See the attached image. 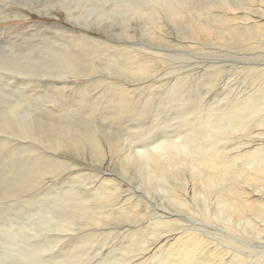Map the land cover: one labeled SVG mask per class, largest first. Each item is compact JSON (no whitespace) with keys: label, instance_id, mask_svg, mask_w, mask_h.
<instances>
[{"label":"rangeland","instance_id":"1","mask_svg":"<svg viewBox=\"0 0 264 264\" xmlns=\"http://www.w3.org/2000/svg\"><path fill=\"white\" fill-rule=\"evenodd\" d=\"M170 7L188 13V24L179 17L171 19L167 12ZM139 9L147 10L150 17H139L134 13ZM216 17L237 19L235 24L249 29L256 27L250 32L255 38L250 39V34L213 35L218 28ZM195 24L211 31L204 35L202 27ZM154 25L156 32L151 30ZM189 28L198 34L186 33ZM61 32L68 38L87 37L107 45L111 51L112 47H129L140 52L133 54L143 61L151 62L154 74L159 76L151 90L141 77L137 84L140 78L132 80L120 75L118 67L106 58L88 63L99 69L91 74L94 81L121 83L133 98L138 97L141 111L148 117L139 121L125 119L121 124L113 123L110 116L91 117L77 124L71 119L63 127L57 126L58 130L48 123L40 124L43 119L39 108L48 105L36 100L32 86L54 82V77L62 75L61 65L49 59L39 68L29 69L27 54L35 52L45 38H61L56 35ZM247 44L257 49L251 51ZM0 58H8L14 67L6 69L8 72L0 68V143L7 142L3 148L0 144V264H135L154 242H160L148 260L142 261L150 264L152 259L159 264L173 255L185 258V250L192 248L183 245L188 243L189 235L194 237V232L203 239L204 252L215 251L197 254L196 259H206L211 264H219L216 259H225L224 264H264V181L261 176L255 183L245 180L247 161L232 165L237 175L245 173L235 187L240 192L234 196L242 198L236 218L221 207V194L229 184H202L192 178L190 167L174 163L164 167V176H157L135 151L152 145L156 137L158 142L182 143L185 131L180 137L178 134L185 120L209 118L213 110L227 106L235 95L264 96V0H0ZM62 76V84L73 80L72 85L81 87L87 82L71 73ZM210 79H214L217 94L212 97L204 93ZM249 106L253 111L262 108ZM263 114L253 112L241 125V131L228 133L221 145L246 150L252 156L264 155V145L252 144L264 141L255 122ZM35 123L41 126L35 127ZM202 128L201 121L196 129ZM38 133L46 137L35 139ZM250 134L254 135L249 137ZM88 136L98 140L104 153L99 155L92 149ZM109 137L116 138L121 152L105 148ZM28 146L37 155L56 154L63 164L38 167L43 172L35 176L27 172L35 178V185L25 191L15 179H21L16 173L22 167L18 160L26 159V153L17 156L14 149ZM260 150L263 151L254 154ZM110 181L113 184L108 186ZM102 184L107 188L106 196L93 197L91 189ZM114 190L123 203L139 205V219L128 213L111 222L100 219L103 209L114 203L108 200L110 194L115 195ZM173 194L187 200V205L175 203ZM84 196L88 201L77 204L75 199ZM167 215H173L167 219L170 226L154 224ZM86 235L92 237L85 238ZM221 251H225L223 256ZM167 262L170 263L168 259Z\"/></svg>","mask_w":264,"mask_h":264},{"label":"bare ground","instance_id":"2","mask_svg":"<svg viewBox=\"0 0 264 264\" xmlns=\"http://www.w3.org/2000/svg\"><path fill=\"white\" fill-rule=\"evenodd\" d=\"M122 6H123L122 8H125L126 5H122ZM177 9H179V8H177ZM177 9L170 7L167 10L171 19L174 20L175 18L179 17L181 20H187L186 23L188 24L189 14L185 13L183 11L177 10ZM134 13L137 14L139 17H141V16L144 17V15H145V17L148 16L147 10L141 11L139 9V10L135 11ZM261 13H263V12H261ZM148 17H150V16H148ZM242 20H244V22H246L247 20H250V19H242ZM236 21H237V19H234L231 21L230 19H227V18L216 17V23L218 24V28L213 30V35H215V36H217V34L218 35L220 34L222 36H226V35L246 36L247 35L249 37V34H250V36H252V37H249L250 39L255 38V35H251L250 32L252 29L253 30L256 29V27H251V29H249V27L247 28L246 26H241L239 24H235ZM194 26L202 27V26H199L198 24H195ZM85 29H86V27H85ZM156 29H157V27H155V25H154V27L151 30L153 32H156ZM242 29H247V30H242ZM210 31H211L210 29L203 28V27L201 28V32L204 35H207V33ZM260 31H262V30H260ZM186 33L193 34L194 36L196 34H198L192 28H189L188 32H186ZM56 35H58V36L61 35V38H57V36L52 37V38H45V39H43L41 45L35 48V52H33L34 54L33 53L27 54L28 55L27 58L29 59V63H30L29 69L39 68L44 62L48 61L49 59H53L54 61H56L57 64L61 65L60 66V68H61L60 72H62V75L67 74V73H69V74L71 73L75 77L86 78L87 82L85 85H83L81 87H78L77 85H72L73 80H70L69 82L62 84V83H59V81L62 82L64 80V78L62 75H59V78L54 77V82L57 81L58 83L52 82L51 84H44V85H36L35 84L34 86H32L34 89L32 92H34L36 90V95H34L35 98L37 96L36 100H38L39 102H44L48 105L47 107L42 106L39 108L40 116L43 119V121H40V124L44 123V126H45V124L48 123L51 126L52 125L56 126V129H57L58 128L57 126L61 125V127H63L62 124L63 125L66 124L67 121H69L71 119H75L77 121L76 122V124H77L78 121H85V120L90 119L91 117H100L102 119H104V118L108 119V117L110 116L109 118L112 117L113 123H120L121 124L122 123L121 121L122 120L125 121V119H127V120L131 119V121H132V120H138L140 118L145 119L148 117L147 112H145L144 110L141 111V106L138 102V100H139L138 97L133 98L132 97L133 93H131L129 90H127V88L124 87V85H122L121 83L118 84L116 82L108 83L109 81L106 83L103 79L94 81V77H92L91 74L95 72L97 67L95 69V64L93 67L92 66L93 64L91 65L88 63L91 62L90 60H92V63H93V61H95L97 59H104L105 60V58H106V59L110 60V62L112 64H114L118 67L120 75L127 77L128 79H132V80L141 77L144 80L143 84L147 86L148 90H151V89H155V86L157 85L156 83L158 82V79H159V76L154 74L155 68L153 67V64H151V62L147 63V60L143 61V59L139 58L138 55L133 54L135 50L130 49L129 47H122V46L121 47H112V51H111V48L108 47L107 45L99 43V42H95V41H93L87 37H80V36L79 37H73V36H71L68 38L63 32L56 34ZM62 40H64L65 42H63ZM65 44L67 46L63 48L62 46L63 45L65 46ZM247 47L251 51L252 50L255 51V49H257V47L250 46V44H247ZM38 52H40V53H38ZM136 52L137 51H135V53ZM137 53L139 54L140 52H137ZM45 54H46L47 58L45 57ZM0 68L4 72H8L7 71L8 69L9 70L14 69V67L10 65L8 58H0ZM15 68H17V67H15ZM97 70H99V69H97ZM181 76L183 77L184 74H181ZM215 76H217V75L215 74ZM259 77H258V79H259ZM141 78L137 79V81H138L137 84L141 81ZM211 78H212V76H211ZM258 79L255 78V81H257ZM258 81L261 82V80H258ZM253 83H254V81H253ZM28 87H29V85H28ZM180 88L183 90L182 86ZM214 88H215L214 79H210V84L208 85L206 90H204L205 95L207 96V94H208L209 97H212L213 95H217V94H214ZM68 93H69V96H67ZM210 94H211V96H210ZM234 98L235 99L232 100V102L229 101L230 103L227 106H225L224 108H221V106H219L218 108L213 110V113H214L213 115H211L209 118H204L203 120H201L203 123V128L199 129L198 131L196 129V126L197 125L199 126L201 121H199V120H194V121L188 120L186 122V120H185V122H183V124H182L183 129L178 134V137H180L183 134V132L185 131L184 132L185 136L183 138L182 143L179 144V142H177V141L176 142L175 141H168L166 143L165 142H158L159 137L158 138L156 137V138H153V144L152 145L146 147L144 150H135V151H136L137 157L139 156L138 158L141 159L140 161L143 160V162L145 163L146 168L151 170L152 173L157 175V176H159L160 174H162V176H164L163 173L165 174V168H166L165 166L166 165L171 166V164L174 163V165L178 164V165H183L184 167H190L192 169V172H191L192 178H195V180L198 178L197 180H199V181L201 180L200 182L202 184H204L206 182L209 185L210 184L211 185L223 184V186H225V185L229 184L225 188L226 192L225 193L223 192L224 194H221L222 204H221V202H220V204H221V207L224 211H226L229 214L230 213L232 214V217H234V216L238 217V214L240 213V206H242L241 205L242 204V198H238L237 196H234L236 194V192H240L235 187H236V184L239 183L240 180L244 178L245 173L241 174V175H237V171H236V169H234V167H232V165L234 163L238 165L239 163L237 161H240V162H244V161L246 162L247 161L248 168L246 171L247 176L245 175V177H246L245 180L248 181L249 183H255V182H258L257 176H261L260 179L262 181H264V155H262L261 157H259L257 155L252 156L251 153L245 152L246 150H243V149L238 150L237 148L230 149L229 147H224L221 145V142L225 139V136L228 133L232 134V133L238 132V130H240V127L242 128L241 125L244 123V121L247 120L246 118L251 117L253 112H254V114L258 113L259 111L264 113V96H256V95H252V94H247L245 96L244 95L241 96L240 98H239V95H235ZM208 102H209V99H208L207 103ZM250 104H254V105H257L258 107L260 106L262 108L259 111H253L254 108L251 109L252 107L250 108V106H249ZM141 105H143V104H141ZM205 106L211 107L208 104H206ZM194 107L200 113V110L196 106V103L194 104ZM191 113H196V112H191ZM140 116H142V117H140ZM36 121H34V122H36ZM144 121H146V120H144ZM128 122L130 123V121H128ZM255 122H256L257 127L261 128L258 135L264 136V132H263L264 131V114H263V116L259 117ZM144 123H146V122H144ZM40 124L38 125V123H37L35 125V127L41 126ZM73 124H72V126H73ZM76 124H75V126H76ZM138 126H140V125H138ZM244 126H247V125H244ZM79 129H82V128H79ZM88 129L89 128H87V130ZM87 130H86V132H87ZM88 131L90 132V130H88ZM252 132H254V131H251L250 133H252ZM61 133H62V131H61ZM51 134H53V131ZM253 135L250 134L249 137H251ZM42 136L46 137L45 135H42ZM42 136L39 133L34 135L35 139L39 138L40 140L44 139ZM91 136H92V134H91ZM69 137H73V136H69ZM69 137H67V138H69ZM77 137H79V136H77ZM29 138H31V137H29ZM49 138H51V137H49ZM81 139H82V135H81ZM88 139L91 141V143L93 145L92 149L94 151H97V153H99V155H101V153H104L101 146H99L98 140L96 138L88 136ZM115 139H114V137L113 138L109 137L107 147H105L106 149H108L111 152L115 151L114 149L120 150V148L118 147V143H116L117 141ZM58 141H59V139H58ZM31 143H33V142H31ZM253 143H254V145H258V146L264 145V141H261L258 143L252 141V144ZM0 144H1V147L3 148L7 145V142L4 141V142H1ZM44 144L46 145V143H44ZM34 145H36V144H34ZM74 145H75V143H74ZM147 145H148V143H147ZM244 146L249 147L250 145L246 144ZM61 147H63V146H61ZM248 147H245V148H248ZM38 150H40V149H38ZM80 150H81V148H80ZM135 151H134V154H135ZM261 151H263V150L257 151L254 154L259 153ZM36 152L37 151L34 150L32 148V146H28L27 148L18 147L16 149H14V153H16L17 156L20 154L26 153V159L23 158L24 160H21V159L18 160L21 163L22 167L20 170L16 171V173H17V176H19L21 179H19V180L15 179V181H17V183L20 186H22L19 188H22L23 190L25 189V191L31 189V186L35 182V178L31 177V176L32 175L35 176V175H38V174L43 172L42 170H41L42 172H40L38 167H43L44 165L48 166L49 164L50 165L53 164L52 166L54 167V166L63 164L60 160H58L56 158V156H55L56 154H54V153H51L49 155L47 153H38V155H37ZM120 152H121V150H120ZM176 167H178V166H173V168H176ZM26 169H28V170L26 171ZM188 170H190V169H188ZM27 172L30 173L31 176H29ZM250 172H251V174H250ZM110 182H112V181H110ZM109 184H108V186H111L113 184V182L110 185ZM114 186H116V185H114ZM16 187H18V186H16ZM106 189H107L106 186L103 184L100 187H98V185L97 186L95 185L94 188L91 189L94 191L93 194H95V195H93V197L98 198L96 196L97 194H98V196L101 194H102V196L105 195V193L107 191ZM103 190H105V191H103ZM115 192L116 191L114 190L113 193L115 195L110 194V196H109L110 199H108V200H110V202L114 200V203L111 202L110 205L106 209H103L102 215L100 216L102 218H100V219H106L107 221L111 222V221L118 220L119 218L123 217L127 213L131 214L132 218L134 217V218L139 219L140 218V215H139V211H140L139 208L140 207H139V205H137V204H128L127 205L126 203H123V201L121 200L122 198L117 197L116 195L118 193L116 194ZM64 194H65V192H64ZM63 197H65V195ZM103 199H105V198L103 197ZM171 199H173V201L179 205H184V204L187 205V200L182 199L180 197V195H174L173 194V195H171ZM75 201L77 204L82 205L84 202L88 201V198L84 196V198H78V199H75ZM171 217H173V215H167L166 217L163 216L161 218L159 217L158 221H155L154 224L155 225L159 224L162 226L163 225L170 226L167 219H170ZM94 218H96V217H94ZM71 219L72 218H70V220ZM90 220H92V219H90ZM99 220H98V222H99ZM193 235H194V237H192V234L189 235L188 236V239H189L188 243H185L183 245L184 248H186V247H188V249L192 248V251H189V252H188V250H185L186 252L183 251L184 256H185V254H187L185 256V258H182V257L178 258V256H177V258H174L175 255H173V258H166L170 261V263H168V262L165 263V261H166V259H165L164 262H162V263L159 262V264H211L206 259L200 260L199 258H197V259L195 258V255H197V254H198V256H200V255L206 253V252H204V249H206V247L204 246L205 243L203 242V239L200 237V235H198L195 232L193 233ZM146 236H144V237L147 238ZM90 237H92V236H87L85 238H90ZM159 243L156 245V242H154L150 247L148 246L149 249L146 252L144 251V254L141 256V258L135 260L134 263L135 264H145L144 262L142 263V261L148 260L149 254H151L155 250V248L158 247ZM221 252H220V256H223L222 254L225 251L222 253ZM210 253H215V251L209 250V252H207L206 255L210 254ZM163 255L164 254L162 253L160 258L163 257ZM213 256H214V259H216V255L214 254ZM232 257H233V255H232ZM234 257L237 258L238 256H234ZM138 260L140 262L136 263V261H138ZM224 260L225 259H221L218 261V259H216L217 262H220L219 264H224L225 263ZM154 263H155V261H153L151 259L150 264H154Z\"/></svg>","mask_w":264,"mask_h":264}]
</instances>
